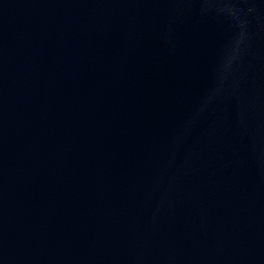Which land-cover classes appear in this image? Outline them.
<instances>
[{
  "label": "water",
  "instance_id": "95a60500",
  "mask_svg": "<svg viewBox=\"0 0 264 264\" xmlns=\"http://www.w3.org/2000/svg\"><path fill=\"white\" fill-rule=\"evenodd\" d=\"M0 264H264V0H0Z\"/></svg>",
  "mask_w": 264,
  "mask_h": 264
}]
</instances>
